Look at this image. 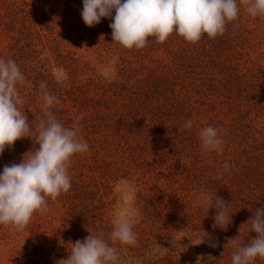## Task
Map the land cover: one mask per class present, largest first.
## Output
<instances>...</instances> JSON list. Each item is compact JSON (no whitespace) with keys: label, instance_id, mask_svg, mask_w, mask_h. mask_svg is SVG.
<instances>
[{"label":"rangeland","instance_id":"1","mask_svg":"<svg viewBox=\"0 0 264 264\" xmlns=\"http://www.w3.org/2000/svg\"><path fill=\"white\" fill-rule=\"evenodd\" d=\"M82 7L0 0V58L13 59L31 82L20 87L18 106L31 137L5 147L0 171L39 147L41 82L59 101L57 120L89 145L72 156L71 188L48 198L46 213H34L23 231L0 225V264H61L72 243L89 234L108 240L125 215L137 244L113 245L123 264H231L234 241L256 238L251 218L264 207V17L241 7L215 38L191 43L173 33L126 49L112 41V17L89 27ZM222 77L233 85L211 88ZM209 125L221 132L220 153L201 151L199 133ZM205 189L229 203L226 230L213 227L214 207L199 205Z\"/></svg>","mask_w":264,"mask_h":264},{"label":"clouds","instance_id":"2","mask_svg":"<svg viewBox=\"0 0 264 264\" xmlns=\"http://www.w3.org/2000/svg\"><path fill=\"white\" fill-rule=\"evenodd\" d=\"M82 5L81 18L89 27L99 24L101 18L112 17L109 25L112 41L126 49H142L153 38L163 43L173 33L191 43L198 42L204 35L215 38L225 33L229 22L239 18L241 7L251 17H264V0H82ZM23 86L30 87L31 82L26 80L17 63L11 58H0V155L6 146L11 148L15 141L31 137L25 112L18 107L23 103L19 93ZM40 88L44 119L40 121L35 140L39 147L29 151L32 154L27 159L23 156L20 163L5 165L0 171V225L10 224L18 231L25 229L34 213L48 211V198L55 200L70 190L71 158L89 149L75 129L57 120L52 107L59 101L47 91L46 83L41 82ZM185 127L191 128L192 122L187 121ZM199 135L203 153L222 152L218 128L209 125L202 128ZM228 169L225 163L224 171ZM198 202L207 211L214 207L213 227L226 230L234 214L229 203L206 189L201 191ZM251 220V231L257 236L243 246L234 241L236 251L231 264H254L257 258L264 259V207L256 209ZM206 236L207 233L196 243L190 242L199 245L205 242ZM116 243L137 244L133 221L127 215L117 218L108 240L103 235L89 234L82 241L72 243L68 257L58 262L123 264L119 251L113 246ZM197 264H200L199 257Z\"/></svg>","mask_w":264,"mask_h":264},{"label":"trees","instance_id":"3","mask_svg":"<svg viewBox=\"0 0 264 264\" xmlns=\"http://www.w3.org/2000/svg\"><path fill=\"white\" fill-rule=\"evenodd\" d=\"M205 37H207V35H204ZM227 34H225V36H224V38H227ZM224 42V41H223ZM219 44H221V43H219ZM225 49H228V51H226V52H229V50L231 51L232 49H230V44H228V46L226 45V47H225ZM191 60V59H190ZM193 64H194V62H193ZM239 76L241 77L242 75L241 74H239ZM225 77H222L221 78V80H217V79H215V82H212L211 83V88H214V86H215V89H217V88H219V87H224V85H228V86H231V85H233V83H234V81L232 82V84H231V80L228 78V79H224ZM223 83V84H222ZM226 87V86H225ZM253 88H254V86H250V91H253ZM245 91L246 92H248L249 91V87L247 86V87H245ZM186 97V96H185ZM187 100H186V102H188L189 101V99H190V97L189 96H187ZM251 110H249V112H250Z\"/></svg>","mask_w":264,"mask_h":264}]
</instances>
